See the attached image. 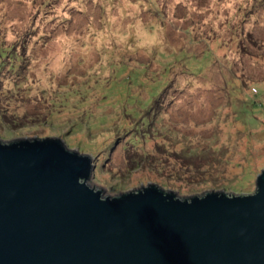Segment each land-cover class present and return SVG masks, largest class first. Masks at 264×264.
I'll use <instances>...</instances> for the list:
<instances>
[{
  "label": "rangeland",
  "instance_id": "rangeland-1",
  "mask_svg": "<svg viewBox=\"0 0 264 264\" xmlns=\"http://www.w3.org/2000/svg\"><path fill=\"white\" fill-rule=\"evenodd\" d=\"M34 136L89 154L103 197L254 192L264 0H0V140Z\"/></svg>",
  "mask_w": 264,
  "mask_h": 264
},
{
  "label": "water",
  "instance_id": "water-1",
  "mask_svg": "<svg viewBox=\"0 0 264 264\" xmlns=\"http://www.w3.org/2000/svg\"><path fill=\"white\" fill-rule=\"evenodd\" d=\"M91 159L57 137L0 140V264H264V170L252 193L103 197Z\"/></svg>",
  "mask_w": 264,
  "mask_h": 264
},
{
  "label": "trees",
  "instance_id": "trees-1",
  "mask_svg": "<svg viewBox=\"0 0 264 264\" xmlns=\"http://www.w3.org/2000/svg\"><path fill=\"white\" fill-rule=\"evenodd\" d=\"M245 109H246V107H245ZM249 111H251V110H248V109H247V110H245V112H246V113H249Z\"/></svg>",
  "mask_w": 264,
  "mask_h": 264
}]
</instances>
